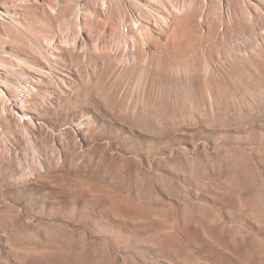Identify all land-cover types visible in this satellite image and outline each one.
I'll return each instance as SVG.
<instances>
[{"label":"rangeland","instance_id":"1","mask_svg":"<svg viewBox=\"0 0 264 264\" xmlns=\"http://www.w3.org/2000/svg\"><path fill=\"white\" fill-rule=\"evenodd\" d=\"M0 264H264V0H0Z\"/></svg>","mask_w":264,"mask_h":264}]
</instances>
